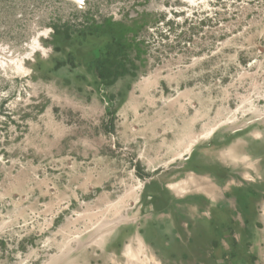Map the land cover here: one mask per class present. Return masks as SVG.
Returning <instances> with one entry per match:
<instances>
[{
  "label": "rangeland",
  "instance_id": "374dc122",
  "mask_svg": "<svg viewBox=\"0 0 264 264\" xmlns=\"http://www.w3.org/2000/svg\"><path fill=\"white\" fill-rule=\"evenodd\" d=\"M0 52V264H264V0H0Z\"/></svg>",
  "mask_w": 264,
  "mask_h": 264
},
{
  "label": "bare ground",
  "instance_id": "6f19581e",
  "mask_svg": "<svg viewBox=\"0 0 264 264\" xmlns=\"http://www.w3.org/2000/svg\"><path fill=\"white\" fill-rule=\"evenodd\" d=\"M78 1V0H77ZM5 55L4 53L0 52V60H3ZM231 123V122H230ZM232 124V123H231ZM220 125V124H219ZM217 128V127H216ZM215 129L214 126H212L209 131L207 130V133L204 134H195V135H185L182 138V141L179 142L180 144L178 145L183 146V148H181L180 150H178L176 148V150H178V156L175 159L178 158H183L186 154H189L193 151V148L195 146V144L200 141V139L208 137L213 130ZM218 129V128H217ZM243 129V128H242ZM234 130V129H233ZM214 133V132H213ZM258 136V135H257ZM216 150V149H215ZM219 156L221 158H230L232 160H236L238 161L237 166H242V165H246L247 167L250 168L251 166V162H250V157L251 155L249 153L243 152V150H241L239 148L238 145L233 144L232 146L222 149L219 152ZM141 157V156H140ZM174 158V157H173ZM172 159V158H171ZM172 159V160H175ZM226 164V163H225ZM155 168V167H154ZM241 171V170H240ZM196 178L193 175H189L187 177H183L175 182H171L169 187L175 192V194L182 196L183 194L186 193L187 190H189L190 186L192 185V183H194L196 180ZM140 188V185L135 187ZM208 191V190H207ZM139 196V194L137 195V197ZM124 201V197L121 200H118V202H110L107 206L106 209H104V214H109L108 212H112L114 210H119L122 207V203ZM117 212V211H116ZM131 223V222H130ZM132 224V223H131ZM113 227V226H112ZM113 241V240H112Z\"/></svg>",
  "mask_w": 264,
  "mask_h": 264
},
{
  "label": "crops",
  "instance_id": "0c3cea01",
  "mask_svg": "<svg viewBox=\"0 0 264 264\" xmlns=\"http://www.w3.org/2000/svg\"><path fill=\"white\" fill-rule=\"evenodd\" d=\"M186 177H187V176H186ZM194 177L196 178V179H195L196 181H195L194 183H192V185L190 186L189 190L186 191V193H185L186 195H187L188 193L192 192V191H195V190H200V189H204V190H205V187L207 186V184L210 185V182H209V181H207V180H203V179H200L199 177H196V176H194ZM171 182H175V181L167 182V184H166L167 189H168L171 193H173V195H174L176 198L181 197V196L175 194V192L169 187V185H170ZM207 182H208V183H207Z\"/></svg>",
  "mask_w": 264,
  "mask_h": 264
}]
</instances>
